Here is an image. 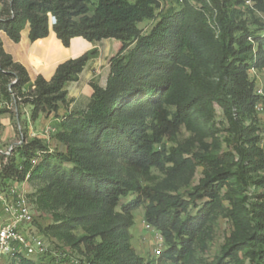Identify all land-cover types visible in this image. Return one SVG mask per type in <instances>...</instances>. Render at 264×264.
<instances>
[{
	"label": "trees",
	"instance_id": "1",
	"mask_svg": "<svg viewBox=\"0 0 264 264\" xmlns=\"http://www.w3.org/2000/svg\"><path fill=\"white\" fill-rule=\"evenodd\" d=\"M93 1L0 0V32L15 43L27 26L32 42L52 32L66 47L74 38L120 42L107 86L92 84L88 109L62 118L56 138L64 150L33 140L19 147L22 161L12 158L1 178L23 183L29 175L37 189L32 202L52 215L50 229L74 249L83 247V264H264L261 97L250 75L264 70V0H251L252 7L247 0H180V8L161 11L155 0H97L90 14ZM147 20L156 22L144 32L139 25ZM94 55L70 59L50 81L39 76L31 85L0 40V90L11 100L34 87L30 104L37 121L59 110L67 84ZM216 107L226 120L228 151L193 159L167 151L164 138L184 124L199 121V135L215 137ZM5 112L0 109V118ZM195 166L205 168V177L189 199L143 184L152 169L177 176ZM141 208L164 242L152 261L132 245L134 212ZM220 211L233 232L222 256L208 263L197 248ZM18 264L39 263L24 258Z\"/></svg>",
	"mask_w": 264,
	"mask_h": 264
},
{
	"label": "rangeland",
	"instance_id": "2",
	"mask_svg": "<svg viewBox=\"0 0 264 264\" xmlns=\"http://www.w3.org/2000/svg\"><path fill=\"white\" fill-rule=\"evenodd\" d=\"M131 3H136L138 0H129ZM159 5V11L168 10L169 8H180L182 2L180 0H155ZM98 3L97 0L93 1L90 5V14H93L94 7ZM250 7L254 5L253 2L248 4ZM244 9V6L241 7ZM2 6L0 5V12ZM156 21H145L139 25L144 31L148 32L155 24ZM251 77L256 82V87H264V70H255L251 73ZM14 83L15 80H12ZM34 87L30 85L25 87L24 95L20 96L18 93L12 94L11 100L7 99L0 90V109L6 111L0 118V187L8 188V184L1 178L3 169L12 158L18 162L22 158L18 156L17 151L33 140H39L46 145L57 146V130L55 127L45 126L44 124L50 123L49 113L42 114L37 121L32 120L33 107L30 104L32 99L31 95ZM175 107L171 110L175 111ZM59 116L57 114H52ZM44 126H43V125ZM216 129L219 131L215 137H206L199 135V121L192 125H182L174 134L167 135L163 140V145L167 151L172 149H179L183 152L185 159H193L196 155L208 153H222L228 151L226 146V139L228 134L225 130L226 120L219 107H216L215 118ZM262 132H264V122L261 123ZM54 128V129H53ZM47 137V138H46ZM160 149V148H159ZM12 151V155L6 156L5 154ZM34 163L38 162L37 158ZM168 166H172L169 164ZM205 168L195 166L194 168L186 169L184 172L177 176H169L158 169H152L149 179L144 182V186L151 188H160L172 195H180L185 199H189V194L200 184L201 180L205 177ZM22 189L26 191L29 196L30 202L33 204L34 209V223L32 225L34 231L43 236L49 244V249L53 253H57L63 261V264H83L85 256L82 254L83 247L74 249L71 244L55 231L50 229L54 225L53 217L50 213L41 211L32 202V197L36 193V188L33 184L24 181L20 184ZM254 187H249L248 196L251 197ZM227 188L222 191L224 197L223 205L229 208V202L225 200ZM145 210L141 208L134 212L136 219L134 227L131 229L133 235L132 245L136 253L144 257L148 261H152L159 257L157 251L164 250V242L156 230L148 229V223L144 219ZM233 232V225L231 221L226 218L225 212L218 214V217L208 227L202 243L197 248V253L200 258L208 263L215 262L222 256L223 248L226 246L228 239ZM83 232L79 231L74 233V236L79 237ZM65 255L66 257H64ZM19 261L13 259H4L2 264H18ZM156 263V261H155ZM157 264V263H156ZM171 264V263H168ZM246 264H249L247 261Z\"/></svg>",
	"mask_w": 264,
	"mask_h": 264
},
{
	"label": "crops",
	"instance_id": "3",
	"mask_svg": "<svg viewBox=\"0 0 264 264\" xmlns=\"http://www.w3.org/2000/svg\"><path fill=\"white\" fill-rule=\"evenodd\" d=\"M0 40L5 53L11 56L15 63L20 64L27 70L31 85L35 83L39 76H43L47 81H50L60 64L88 52H95V55L88 61L79 75L78 80L67 84L65 103L59 104L57 112L49 113L48 117H50L49 121L51 122L44 125L49 126V129L50 126L55 127L57 132L61 129V120L65 115L73 112H83L88 109L93 95L92 84H97L102 88L107 86L110 76L109 61L118 54L120 47V42L115 39L91 43L84 38H74L70 46L66 47L54 32L45 39L32 42L29 26L22 31L19 43L13 42L4 31L0 32ZM47 140V145L52 151L55 149L64 150L61 143L57 142V146H52L49 144V138Z\"/></svg>",
	"mask_w": 264,
	"mask_h": 264
},
{
	"label": "built area",
	"instance_id": "4",
	"mask_svg": "<svg viewBox=\"0 0 264 264\" xmlns=\"http://www.w3.org/2000/svg\"><path fill=\"white\" fill-rule=\"evenodd\" d=\"M250 2L251 0H247V4ZM256 92L261 97L257 106L258 115L261 122H264V87H256ZM261 137L264 149V132ZM5 155H12V151ZM28 178L29 175L26 180ZM7 184V189L0 187V264L4 259L20 261L24 258L39 264H61V255L52 253L44 237L37 234L32 227L35 220L34 207L21 183L9 181ZM147 227L155 230L150 225Z\"/></svg>",
	"mask_w": 264,
	"mask_h": 264
}]
</instances>
